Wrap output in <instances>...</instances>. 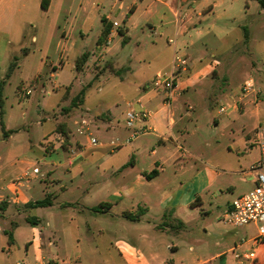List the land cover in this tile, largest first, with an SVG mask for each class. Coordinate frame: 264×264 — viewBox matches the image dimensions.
Masks as SVG:
<instances>
[{"label":"crops","instance_id":"1","mask_svg":"<svg viewBox=\"0 0 264 264\" xmlns=\"http://www.w3.org/2000/svg\"><path fill=\"white\" fill-rule=\"evenodd\" d=\"M43 1L0 0V50L9 57V66L15 59L18 61V51L25 52L26 57L30 55L31 51L26 48L30 40L36 46L33 54L46 59L41 61L42 68L57 72L67 68L76 70L79 57L85 53L91 56L85 51L86 42L95 35V48L106 47L105 54L111 57V61L108 69L96 73L89 83L91 87L86 91L83 105L76 110H81L89 92L99 87V78L111 74L119 79L118 86L127 93L122 99L126 101L122 122L131 110L149 112L150 115L147 120L137 123L136 130L141 133L137 138H132L135 130H127L123 123L128 134L122 140L101 145L93 153L83 152V156L77 155L70 160L65 175L71 176L72 181L81 179L74 186L82 196L75 204H57L61 211L72 209L74 212H55L57 196L50 192L44 194L43 188L49 190V183L59 187L62 176L51 181L50 178L66 165L51 159V155L59 150L54 143H47L44 147L41 142L34 143L30 134L21 138L23 133L28 135L26 132H30L32 125H18L17 117L29 118L20 104L16 105L17 108L11 105L4 109L6 81L2 111L9 134L4 136L0 124V207H4L0 210V224L5 223L0 227V234L8 248L1 243L0 264H12L10 257L14 254L11 250L19 242L27 244L31 264L38 260H57L49 250L57 243L59 231L74 236L78 252L73 260L78 264H232V261L237 264L233 253L235 247L252 238L242 239L241 232L222 220V215L236 198L227 201L216 214L207 210L206 204L209 193L225 174L248 176L253 184L256 183L251 169L260 159L257 144L248 138L238 150L233 164L214 157L204 161V155L196 147L191 146L192 152L182 147L181 141L186 142L184 138L188 134L186 120L191 118L190 112L199 106L205 117L209 113L211 96L217 93L221 82L216 78L217 73L214 79L210 78L209 74L216 70L208 67L202 70L194 63L189 70L182 72L177 96L170 107L164 102L163 93L150 86L157 74L169 73L176 54L185 56L196 40L209 32L225 34V27L216 22L246 23L249 12L260 7L259 3L248 0H46L43 7ZM202 24L206 25L202 27ZM105 26L112 29L106 43L100 46L98 40ZM76 33L78 38H75ZM116 39V45L111 46ZM52 51L60 56L61 68L52 61L48 62ZM187 57L191 58L190 55ZM146 65L150 66L148 70L144 68ZM4 78H0V83ZM28 92L26 96H31L32 92ZM233 96L235 93L227 95L224 100ZM244 111L238 115L242 116ZM42 113L35 122L38 126L56 119L53 109H44ZM232 114L237 113L227 116ZM217 116L221 117L219 112ZM112 123L109 125H114ZM58 126L51 134L60 137ZM215 126H220L218 119H215ZM198 130L199 126H195L192 134ZM78 149L82 150V147L78 146ZM70 150H73L71 145L65 152L69 154ZM187 156L192 163L185 162ZM90 157L99 160V165L86 162ZM40 164L44 170L38 167ZM35 168L39 173L32 175ZM27 171L32 176L26 180ZM94 178L99 180L91 189ZM60 188L67 191L66 187ZM89 188L96 190L99 203L89 202ZM47 194L53 195L52 206L27 207L43 200L39 198L41 195L45 198ZM103 203L111 205L109 212H92V208ZM39 210H47L43 220L38 215ZM141 211L142 215L136 221L122 217L125 212L136 214ZM32 214L36 216H30ZM28 218H37L38 225L29 224ZM57 220L62 222L61 230ZM8 233L13 236V245L8 243ZM24 238L26 241L22 240ZM82 243L87 246L86 254L92 257L90 263L82 255ZM263 247L256 249L249 244L242 250L256 249L260 254ZM259 261L264 262L260 256Z\"/></svg>","mask_w":264,"mask_h":264},{"label":"rangeland","instance_id":"2","mask_svg":"<svg viewBox=\"0 0 264 264\" xmlns=\"http://www.w3.org/2000/svg\"><path fill=\"white\" fill-rule=\"evenodd\" d=\"M249 15L250 17H248L246 23L239 21L237 24L233 23V20L216 22L217 25L225 27V34L209 32L204 37L196 40L194 47L187 49L184 56V59L188 62L186 66L188 70L196 63L202 70L205 67H208L207 69L209 70H216L209 74L210 78L212 79L214 74L217 73L216 78L221 80L217 88L218 91L216 90L217 93L211 96V107L208 108V115L205 117L201 112L202 108L199 109V106L193 112H190L191 118L186 120L188 130V134L184 138L186 142L181 141L182 147L188 152H192L191 146L196 147L204 155V161L208 157H214V159L223 160L226 164L235 163L238 150L242 149L245 141L250 138L253 139V144H256V130L259 127H264V11L258 7L257 9H252ZM205 25L202 24V27ZM247 29L249 30L248 34H250L248 40L244 37ZM93 36L95 37V35H91L86 42L85 51H89L91 56L82 73H77L76 70H69V68L58 70L59 72L49 68H42L41 61L46 59L40 57V55L33 54L36 51V46L29 40L26 48L31 53L26 57L25 52H17L19 69L14 71L4 90L6 105L4 109H9L11 105L17 108L16 105L20 104L21 108L26 110L29 115L28 119L17 117L19 126L32 125L30 132H26L28 135L23 133L21 138L23 139L30 134L31 139H34V143L41 142L44 147L47 143H54L59 150L51 155V159L66 165L64 168L59 169L60 174L56 171L50 178L51 181L61 175L62 177H60L63 181L59 187H53L52 183H49L50 188L46 190L42 186L43 191H46L44 194L50 192L57 196L54 201L55 212H74L72 209L61 211L57 209V204L63 202L75 204L78 203V199L82 196L74 186L75 183H80L81 179L76 178L72 181L71 176L65 175L70 168V160L77 155L83 156L84 154L93 153L101 145L118 142V139L122 140L128 134L123 126L124 122H122V113L126 109V101L122 99L127 93L122 90L120 85L118 86L120 83L119 79L111 74L99 78V87L89 92L86 104L81 110H76L77 108H75L71 112L68 111L72 100L95 78L96 73L104 70L107 63L111 61V57L105 54L106 47H102V49L95 48L96 40L93 39ZM76 37L78 38L77 33L75 34ZM116 42L117 39L111 46H115ZM79 43L77 42V45ZM6 55L5 52L0 50V78H4L8 71L10 61L9 57H5ZM189 55L192 60L191 58L188 59L187 56ZM213 55L215 58L212 57ZM176 56L182 55L178 53ZM51 61L54 62L56 67L61 68L60 56H57L53 51L48 59L49 63ZM209 63H211V66ZM146 66L144 68L148 70L150 66ZM51 75H55V77L51 78ZM223 78H227V80L224 82L222 81ZM247 81L252 82L253 91L243 100L245 104L244 114L240 116L237 113L218 117V107L225 102L224 99L227 95L238 93ZM59 85H65L66 87L59 88ZM27 91H31L32 95L26 96ZM17 93L20 95H17ZM59 104L60 107H58ZM44 109L46 111L55 110L56 119L46 122L43 126H38L35 122L40 119L39 115H43L42 111ZM215 119L220 121V126H215ZM83 120L87 123L86 127L82 125ZM109 123L114 125H109ZM58 124L57 131L60 137L51 134ZM195 126H199V130L193 135ZM80 129H83V134L79 133ZM68 130H70L69 141L66 142L64 135L68 133ZM46 134H50V136L47 137ZM93 139L97 141V145L90 148V142ZM69 145L72 146L73 150H70L68 154L65 149ZM78 146H81L82 150H79ZM94 155L96 156V154ZM77 159H75V162H78ZM86 162H91L92 165L96 163H98L96 165H99L100 163L99 160L94 161L92 157L87 159ZM185 162L192 163V160L187 156ZM38 167L45 169L41 164ZM97 179L91 180V189L95 186L94 182L99 180ZM86 180H88V177ZM237 182L238 187L236 186ZM62 186L66 187L67 191H63L60 188ZM230 187L236 188V190L229 189ZM255 187L256 184H253L248 176L225 174L218 179L209 193L206 209L214 214L219 213L227 201H232L238 196L252 191ZM91 189L90 197H88L89 202L92 204L99 203L97 202L99 201V195L95 196L96 190ZM41 197L39 199H44V196L41 195ZM38 215L43 220L47 215V210H39ZM30 216L36 215L32 214ZM91 217H94V215H91ZM91 217L90 219H92ZM57 223L59 230H61L63 228L62 222L57 220ZM4 224H0V227H3L2 225ZM259 226V224L250 223L247 226L238 227L236 230L241 232L242 239H250L257 236ZM81 229L84 230L83 227ZM2 236L0 234V245L2 243L3 247L8 248ZM57 239L54 248L50 249L49 252L60 262L78 264L73 260L76 252H78L74 236L62 234L59 231ZM22 240L26 241V238ZM26 245L25 242H19L18 246L12 248L11 252L14 254L10 257L12 264H31L30 253L27 254ZM86 247L82 243L80 250L84 260L90 263L92 262V257L86 254ZM263 250L264 247L262 252L258 254V258L260 256L262 261H264ZM6 253L5 251V256ZM234 263L232 261V264Z\"/></svg>","mask_w":264,"mask_h":264},{"label":"built area","instance_id":"3","mask_svg":"<svg viewBox=\"0 0 264 264\" xmlns=\"http://www.w3.org/2000/svg\"><path fill=\"white\" fill-rule=\"evenodd\" d=\"M187 64L188 62L184 59V56H175L171 71L169 73L157 74L150 86L153 90L163 93L164 102L168 107H170L177 96L179 75L187 69ZM181 68L182 70H180ZM252 91L253 84L251 81H247L235 96L230 97V100L219 105V114L227 115L244 111L243 100ZM28 94H30V91ZM149 115V112L137 113L132 110L125 114V127L129 130H135L132 138H137L141 134L136 130L137 123L147 120ZM82 125L86 127L87 123L85 120L82 121ZM79 133L83 134V129H80ZM91 144L95 146L97 145V141L93 139L91 140ZM256 144L260 152V159L251 169L255 175L256 187L252 191L237 197L232 202L230 209L226 210L222 215V220L234 228L247 226L250 223L260 225L257 236L249 241L243 240L235 247L233 253L237 264H261L256 249L260 246H264V127H259L256 130ZM38 173L39 169L35 168L32 170L31 174L36 175ZM31 174L27 171L24 179H29L32 176ZM249 244H252L256 249L243 251L242 248ZM36 264L67 263L60 262L59 260H38ZM262 264H264V262Z\"/></svg>","mask_w":264,"mask_h":264},{"label":"trees","instance_id":"4","mask_svg":"<svg viewBox=\"0 0 264 264\" xmlns=\"http://www.w3.org/2000/svg\"><path fill=\"white\" fill-rule=\"evenodd\" d=\"M248 1H257L260 5V7L264 10V0H248ZM46 6V0L43 1V7ZM111 27L109 26H105V28L103 29V32H102V35L101 37L99 38L98 40V44L100 46H103L105 43H106V39L108 38L110 32H111ZM120 35L121 36H124L123 32H120ZM244 37L246 40L249 39V34H248V31L245 30V33H244ZM90 58V54L89 53H85L83 54L81 57H79L77 60H76V72L77 73H82L84 71V68L88 62ZM109 67V64L107 63L106 67L104 68L105 70L108 69ZM17 68V59H15L14 62H12L8 68V71L6 73V76H5V80H3V82L0 83V124H1V127H2V130L4 132V136L7 137L9 132L6 131V128H5V124H4V120H3V104H4V101H3V89H4V86L6 84V81H8L12 74L14 73L15 69ZM112 73H116L115 70H111ZM91 87V84H88L85 88H83L81 90V92L79 93V95H77L71 102V106L70 108L68 109L69 112H71L72 109H75V108H79L80 106L83 105L84 103V99H85V96H86V91ZM67 111V110H66ZM65 137V141L68 142L69 141V130H68V133H65L64 135ZM153 174V173H152ZM53 195L52 194H47L46 197L41 200V201H37L35 203H30L28 204V208H33V209H37V208H46V207H50L53 205ZM1 209H4L3 206L0 207V210ZM111 209V205L110 204H107V203H103V204H100L99 206L97 207H94L92 208V212H95V213H100V214H105L107 212H109V210ZM142 215V211L141 213L138 212L136 214H132L130 212H125L122 214V217L124 219H127V220H130V221H136L140 218V216ZM28 223L31 224V225H38V219L37 218H28ZM8 237H9V245H13L14 243V240H13V236L11 233H8L7 234Z\"/></svg>","mask_w":264,"mask_h":264}]
</instances>
